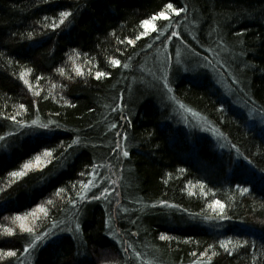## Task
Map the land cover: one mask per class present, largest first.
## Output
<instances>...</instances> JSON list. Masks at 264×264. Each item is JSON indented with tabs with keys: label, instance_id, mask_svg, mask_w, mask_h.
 Here are the masks:
<instances>
[{
	"label": "trees",
	"instance_id": "16d2710c",
	"mask_svg": "<svg viewBox=\"0 0 264 264\" xmlns=\"http://www.w3.org/2000/svg\"><path fill=\"white\" fill-rule=\"evenodd\" d=\"M0 136V264H264V0H0Z\"/></svg>",
	"mask_w": 264,
	"mask_h": 264
},
{
	"label": "snow or ice",
	"instance_id": "6c2138e0",
	"mask_svg": "<svg viewBox=\"0 0 264 264\" xmlns=\"http://www.w3.org/2000/svg\"><path fill=\"white\" fill-rule=\"evenodd\" d=\"M167 7H168L169 9H171L172 11L176 12V15H177V16L180 15V11H177V10L173 7V5H172L171 3H169V4L167 5ZM181 11H184V9H181ZM70 15H71V13H70V12H67V11H62V12H60V13H59V17H60V19H59V25L64 24L65 19H66L67 17H69ZM159 17H163L164 19H168L167 15H166L164 12H160V13H159ZM45 19H48V18L46 17ZM143 23H144V25H148L149 22L146 20V21H144ZM59 25L53 22V23L50 24L49 26H50L52 29H55V28H57ZM153 31H155V29H153ZM142 35H146V33H142ZM173 35H178V34H177V33H173ZM139 38H140V37L138 36L137 39H139ZM134 43H135V41H133V40H129V41H128V44H134ZM111 63H112L113 65H115V66H119V65H120V60H115V59H114V60L111 61ZM124 67H128V65H124ZM60 71L62 72L63 70L61 69ZM77 71H78V74L83 75L82 72H79V70H77ZM105 75H106V74H105L104 72H97V73H96V78L99 79L100 77L105 76ZM21 79H24V75H23V74H21ZM24 83H25L26 85H28L29 88H31V85L28 83L27 80H24ZM35 94H36V95H39V92H37V93H35ZM20 107H21V108H24L25 106H24L23 104H21ZM9 119H11V120H12L13 122H15V123H19V121L16 120V116H15V115L9 117ZM32 123L35 125V124L37 123V121H33ZM40 127H42V128H48V127H49V124H47V123H43V124H40ZM112 127L115 128L116 125L113 124ZM117 134L119 135V133H117ZM125 138H126V137H125ZM3 139H4V137H3V136H0V140H3ZM78 142H79V141H76L75 143H78ZM68 147H72V145L70 144ZM43 155L46 156V157H52L53 153H52L51 151H45V152L43 153ZM123 155H124L125 157H127V156H129V153H128L127 151H124V152H123ZM49 162H50V161H49ZM41 163H43L42 158H41V156L37 155V156H35V158H34V162H33V161H29V162L23 164V169H22L21 171H14V172H11L10 175H11L12 177H23L24 175L27 174V172H28L29 170L33 169L34 167H38ZM181 171H183V170H181ZM81 175H84V173H81ZM201 187H203V186H201ZM84 188L87 189V188H88V185L85 184V185H84ZM64 191H65L64 189H60L59 192H57V195H60V193H61V192H64ZM241 191L246 193V192H248V189H247V188H243V189H241ZM91 198H92L93 200H99V199H101V196L98 195V194H93V196H92ZM81 199H83V197H81ZM52 203H53V201H51V200L48 201V204H52ZM162 203H163L165 206H167V202H166V201H165V202H162ZM208 207H209L210 209H212L213 211L218 212L219 218H221V219L225 218V205H224L223 203H221V201H219V200H215V201H213V203L209 204ZM39 211L42 212V213L47 214V210H46L43 206H40V207H39ZM31 215H35V213H31ZM25 218H26V217H23V216H17V217H16L17 220H21V221L24 220ZM209 218H211V217H209ZM20 227H21V229H23V231H25V232H27V233H30V234L33 233V229L30 228V227H25V225H24L23 223L20 225ZM76 228L79 229V225H76ZM8 231H9V234L11 235V234H12V233H11V230H8ZM69 231H71V229H69ZM49 235H50V233L45 232V233L43 234V236H39V235L35 236V240H36V241H41V240H43V239H46ZM159 239H160L161 241H169V240L172 239V238L169 237V236H167V235H163V234H161V235L159 236ZM244 243L246 244L247 241H245ZM32 246H34V245H30V247H32ZM220 247H221V248H224L225 251H228V248H227V245H226V244L221 243V244H220ZM124 251L127 252V248H125ZM0 255H6V256H9V257H14V256H16V252H14V251L0 252ZM192 255H193V256H196V253L193 252ZM204 255L206 256V255H208V253L205 252ZM212 255L214 256V255H216V253L213 252ZM137 256H139V253H137ZM194 264H200V262H199V261H196V262H194Z\"/></svg>",
	"mask_w": 264,
	"mask_h": 264
}]
</instances>
